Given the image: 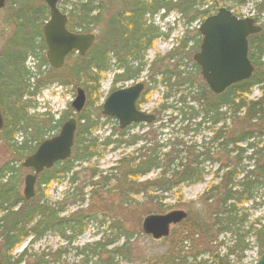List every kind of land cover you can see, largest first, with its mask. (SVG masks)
<instances>
[{
	"label": "trees",
	"instance_id": "obj_1",
	"mask_svg": "<svg viewBox=\"0 0 264 264\" xmlns=\"http://www.w3.org/2000/svg\"><path fill=\"white\" fill-rule=\"evenodd\" d=\"M112 1H115L114 4H118L120 9L116 15L106 17L104 10ZM112 1L72 0V2H63V0H58V5H61L60 9L68 19V30L88 33L92 29L98 28L99 31L96 43L86 56L81 58L70 55L66 59L64 68L59 71L50 69L44 58L41 27L48 18V10L44 3L41 0H12L10 3L14 9L10 18L15 28L13 37L9 40L7 48L4 49L7 51L5 59L4 54L2 52L0 54V62L2 60L5 62L3 70L0 71V110L4 120V127L0 132V142L3 143L12 158V160L0 163V262L3 264H28L26 251L16 257L12 255L28 238L35 242L47 233H51L71 242L85 230V217L77 215L61 217L66 207L61 202H56L53 205L42 202L41 194H38L37 200L33 198L30 201H25L19 192L22 170L17 162L32 154L43 140L57 133L66 118V113L57 120H53L50 116L46 118L47 114H29L28 111L34 107L33 97L43 87L57 83L60 86H81L84 88L87 100H90L94 95L95 101L98 102L101 98L100 79L104 73L109 71L111 61L117 71L112 79L113 85L118 82L134 81L145 69L146 65L143 59L146 51L151 48L155 40L163 36L158 29L147 24L146 15L152 18L162 10L166 14L176 11L182 19L187 18V23L190 24L196 20L202 22L217 10L215 7L210 10L196 8L213 0ZM35 2L39 4L37 5ZM244 2L245 0H236L239 7ZM254 8L257 14L264 13V0L255 3ZM191 11L194 12L192 17H190ZM198 37L199 34H197V39ZM198 42H194L193 49H198ZM186 43V40L180 41L183 48L187 46ZM248 58L254 67L253 75L249 80L232 85L219 96L207 93L205 99L201 95L203 91L194 88L190 82H185L187 88L179 90L185 85L179 83V80L187 75L185 71H179L180 65H177L173 73L161 71L155 74L153 72L150 76V80H153L155 75H158L160 77L159 84L165 85L167 88V91L162 95L165 100L156 111L158 118L159 114L170 109L176 111L181 122H190L200 117L202 124L218 125L223 121L221 116H225L228 111L234 115L242 113L243 125L246 122L238 136L225 138L223 130L225 131L227 128L223 124L217 129L211 140L212 143L220 141L218 144L220 150L217 151H220L227 159L226 163L220 165L215 171L214 176L218 182L212 184L203 193L205 203L213 204L211 230L214 231V237L210 243L215 242L214 240L222 234L230 235L233 238V243L226 246L221 256L216 251H207L209 257L206 260L198 261L197 264H240L242 255L248 248L245 243L247 235L253 237L258 254L264 253V218L263 220H254L244 230L243 225L247 218L242 208L244 204L253 201L254 192L264 184V160H261L259 152L252 144H248L247 149L240 147L241 143L254 139L255 136L251 129L255 128L258 122L264 121V70L260 71L259 69L264 66V32L249 38ZM27 59L33 61L32 70L25 67ZM169 60L173 61V57L169 56ZM157 61L156 58L151 65L153 66ZM193 66L196 72H199V69L195 65ZM148 69H145V72L149 73ZM172 79L174 82H171ZM256 86L260 87L261 95L253 102L248 100L247 96ZM204 90L207 91V88ZM178 92L180 95L174 101L175 104L167 105L165 101L169 98H167L168 94L171 97L172 94ZM186 100H191L196 105V110ZM141 102L142 100L137 104ZM88 104L89 101L86 105ZM177 105L179 106L177 107ZM97 109L100 110L99 107ZM222 109H225L224 113H221ZM84 110L76 115L77 129L70 159L55 164L52 169L39 175L38 192L42 186L46 187L65 179L68 180L69 185L74 184L77 174L74 172L76 163H89L92 159L100 158L105 148L118 147L121 143L120 140L127 135L129 129L119 131L115 128L108 137L97 143L98 139L93 136V133L98 129V123L91 116L86 115ZM196 126L199 127L200 123H197ZM165 127L166 125L160 126L159 130L162 131ZM189 127L184 126L182 130L186 131ZM196 131V129L192 130V132ZM49 132L50 134H48ZM18 134H21L19 143L15 141ZM112 137H116V139L111 140ZM140 140H143L145 145L148 144L149 148H145L146 146L143 145L137 151L136 156L122 157L117 162V168L111 169V171H115L120 168L123 173L122 179L126 185L134 184L140 188L139 192L133 194L129 187H124L123 193L119 194L125 196L126 204H129L131 200L129 194L141 195L144 200L149 198L152 201V199H156L152 198L155 197V195L153 196L155 192L167 193L180 185H191L202 180L201 161L195 160L191 166H186L182 164L177 155H173L174 151L171 149L162 152L170 148L166 144L148 143L146 136L134 137L131 142L125 141L124 143L127 146H133ZM247 150L250 151L247 159L254 160V166L250 170L241 167V158ZM210 151L211 149L208 148L206 153L200 156L204 160H208ZM233 154L234 156H231ZM154 171L158 172L155 179L136 184L138 179ZM93 173L95 174L90 177L92 179L97 177L96 172ZM111 179L113 178H100V180H104L103 184L106 187L110 186ZM100 183L96 182L95 185L99 186ZM111 192L117 194L115 189H112ZM72 199L75 198L72 197ZM182 224L180 225L184 226ZM195 231L183 227L179 232L181 237L184 236L181 243L187 241L191 243L188 251L194 263L200 256V252H197L198 248H195L192 243L193 237L197 238ZM67 233H69L68 236ZM123 235L125 236V234ZM220 245L222 246L221 242ZM117 252L118 249H114V253ZM56 253L58 256L61 254L60 252ZM231 257L235 261L231 260ZM172 258L174 263H171L172 259L170 258L163 264H185L184 260L183 262L179 261L187 257L183 256L178 243H174ZM37 261L35 264H47L43 256Z\"/></svg>",
	"mask_w": 264,
	"mask_h": 264
},
{
	"label": "rangeland",
	"instance_id": "obj_2",
	"mask_svg": "<svg viewBox=\"0 0 264 264\" xmlns=\"http://www.w3.org/2000/svg\"><path fill=\"white\" fill-rule=\"evenodd\" d=\"M65 1L72 2V0H63V2ZM105 1L107 2L108 0ZM259 1L245 0L243 5L239 7L236 0H213L208 1L204 6H197L196 8L198 10H210L212 7L216 9L224 7L239 17H258L259 19H264V15L260 14L257 16V11L254 8L255 3ZM11 2L12 0H5V5L0 10V54L1 52L4 54V59L7 54V51L4 49L7 48L9 40L13 37L15 28L10 18L12 10H14L10 6ZM114 2L112 1L106 6L104 10L106 17L116 15L118 9H120V6L114 4ZM35 3L39 4L38 2ZM59 7L61 8V5ZM160 14L159 12L155 17L151 18L149 23V25L158 29L160 34L163 35L162 38L155 40L151 48L145 53L143 62L146 65L145 67L150 65L148 69L150 72H145L144 69L138 79L128 82H118L113 85V75L117 71L113 65L114 63L111 61L109 71L104 73L100 79L99 93L101 98L99 101H95L94 95L90 100H87L85 94L86 104L89 101V104L84 107L85 114L91 116L98 123V129L93 133V136L98 139L97 143L108 137L113 129L116 128L118 130L114 119L101 115V105L108 94L113 91L130 87L133 83L142 81L145 89L139 99L142 102L137 104V108L144 113L157 115L156 111L165 100L163 99L164 96L162 98V95L167 91V88L165 85L159 84L160 77L158 75H155L153 80H150L153 72L155 74L161 71L173 73L177 65H180L179 71L183 70L187 75L182 80H179V83L185 84L179 90L182 91L187 88V83L185 82H190L194 88L203 91L201 95L204 99L207 98V93H211L208 89L207 91L204 90L207 87L201 79L199 72H196L193 66L195 64L192 61V56L197 52L196 48L193 49L194 42L199 41L198 46L200 44V36L197 39V34H199L198 27L201 21L196 20L188 24L187 18L182 19L176 11L170 12L165 19H159ZM193 15L194 12L191 11L190 17ZM90 32L96 36L99 35L98 28L92 29ZM182 40L187 41L185 48L180 44ZM169 56L173 57V61L169 60ZM156 58L158 61L152 66L151 63ZM4 65L5 62L2 60L0 62V71L3 70ZM32 66V61L27 59L25 67L31 70ZM259 69L260 71L264 70V66ZM171 82H174V80L172 79ZM77 88H81V86H60L57 83H53L43 87L33 97L32 103L34 107L28 113L47 114L46 118L50 116L53 120L59 119L61 115L66 113L65 120L70 117L76 119V115H73V109L70 104L74 100ZM81 89L84 90V88ZM179 95L180 92L172 94L171 97L168 94L167 98H169L165 103L167 105H174V101L179 98ZM260 95V87L256 86L247 96V99L254 102L260 98ZM186 101L196 110V105L191 100ZM98 107L100 110L97 109ZM224 112L225 109H222L221 113ZM159 115L160 117L153 124L130 127L127 135L120 140V145L115 148L113 146L105 148L100 158L96 160L92 159L89 163H76L74 172L77 174L75 175L74 184L69 185L68 180L65 179L46 187L42 186L39 192L36 185L34 200H37L39 198L38 194H41L42 202H47L50 205L61 202L62 205L66 206L61 217H69L70 215L85 217V230L81 235L72 239L71 242H67V240L60 236L51 233H47L35 242H32L31 238H28L12 255L16 257L26 251L28 264H35L38 262L37 259H40L42 256L47 264H163V262L170 260V258L172 259L171 263L175 262L172 258V253L174 251V243H178L180 249H182L183 256L187 257L179 261L183 262L184 260L185 264H197L200 260H206L209 257V252H207L209 250L216 251L221 256L226 246L232 245L233 238L228 234H222L214 240L215 242L210 243V240L214 237V231L211 230L213 204L209 202L205 203L203 193L212 184L218 182V179H215L214 176L215 171L220 165L226 163L225 160L227 158L220 151H217L220 150L218 146L220 141L212 143L211 140L214 137V133L223 124L227 128V130H223L225 138L238 136L239 131L243 130L246 122L243 125L242 113L234 115L228 111L225 116H221V120L223 119L224 122L221 121V124L218 125L202 124L200 117L190 122H181L176 111L170 109ZM197 123H200L199 127L196 126ZM162 125H166V127L160 131L159 127ZM184 126L190 127L185 131V129L182 130ZM193 129L197 131L192 132ZM251 131L254 133V139L241 143L240 147L247 149V145L252 144L259 152L261 160H264V121L258 122L256 127L251 129ZM31 135L29 136L31 137ZM145 136L148 143L157 145L166 144L170 148L162 152L171 149L174 151L173 155H177L181 159L182 164L186 166H191L195 160L201 161L202 180L191 185H180L178 188H174L167 193L160 194L155 192L153 194L155 197L152 198L156 199H152V201L149 198L144 200V197L141 195H133L139 192L140 188L134 184L126 185V182L122 179V170L119 167V170L111 171V169L113 167L117 168V162L122 157L136 156L138 154L137 151L143 145L144 147L146 146L145 148H149V145H145L143 140L138 141L133 146H127L124 143L125 141L131 142L134 137ZM114 139L116 137H112L111 140ZM15 141L21 142V134L16 135ZM208 148L211 149L208 155L209 159L204 160L200 155L205 154ZM177 152L180 153L178 154ZM249 154L250 151L247 150L242 156L241 167L250 170L254 166V160L247 159ZM231 156H234V154ZM7 160H12V158L8 154L6 147L0 142V163ZM21 162L22 160L17 162V164L20 165ZM93 172H96L97 177L92 179L90 177L92 174H95ZM29 173L27 170H22V179L19 187L21 195L24 188V178ZM157 174V171L151 172L145 177L138 179L136 184L151 181L156 178ZM99 177L113 178L109 182L110 186H104V180H100ZM96 182L101 183L99 186H96ZM122 184H124L123 187H121ZM125 186L129 187L133 192V194H129V198L131 199L129 204L125 203V196L119 194L120 192L123 193ZM112 189H115L117 194L111 192ZM75 194L76 196H74ZM72 197L75 199H72ZM242 208L247 218L243 225L244 230L254 220H263L264 184L254 192L253 201L244 204ZM171 211H183L187 214L185 223L182 224L184 221L181 222L184 226L178 225L172 227L169 236L160 240H153L150 236L143 234L141 223L146 216L165 215ZM183 227H186L190 231L196 230L197 238L193 237L192 242L195 248H198L197 252H200L196 263L192 261L191 254L188 251L191 243L189 241L181 243L184 236L182 235L181 237V233L179 232ZM66 235L68 236L69 233ZM220 242L222 246H219ZM245 243H247L248 248L243 253L240 264H254L260 255L254 246L253 237L247 235ZM114 249H118V252L114 253ZM56 252H60V256ZM231 260L235 261L232 257Z\"/></svg>",
	"mask_w": 264,
	"mask_h": 264
},
{
	"label": "water",
	"instance_id": "obj_3",
	"mask_svg": "<svg viewBox=\"0 0 264 264\" xmlns=\"http://www.w3.org/2000/svg\"><path fill=\"white\" fill-rule=\"evenodd\" d=\"M42 1L49 15L41 28L45 59L51 69L60 70L67 56L77 54L84 57L95 42V35L69 31L67 17L57 6L58 0ZM4 4L5 0H0V9ZM260 31L261 28L256 26L252 19L237 18L225 8H219L214 15L201 23L198 28L201 41L192 60L199 67L200 76L213 95L218 96L230 86L251 78L254 67L248 59L247 38ZM143 89L144 85L137 82L130 87L111 92L101 106L102 116L115 119L120 130L133 124L153 123L154 115L141 112L136 107ZM84 105V91L77 88L71 108L75 113H80ZM3 126L0 110V132ZM76 128L75 119H68L61 125L56 136L41 142L35 152L23 160L21 168L33 172L24 178L22 196L25 200L34 197L36 180L42 171L69 159ZM186 217L187 214L183 211L149 215L142 220L141 230L153 240H160L168 237L171 227L180 224ZM254 264H264V253Z\"/></svg>",
	"mask_w": 264,
	"mask_h": 264
},
{
	"label": "flooded vegetation",
	"instance_id": "obj_4",
	"mask_svg": "<svg viewBox=\"0 0 264 264\" xmlns=\"http://www.w3.org/2000/svg\"><path fill=\"white\" fill-rule=\"evenodd\" d=\"M146 20H147V23L149 24L150 23V18L151 17H148V15H146ZM260 24H259V26L261 27V32H263V23H264V20H262L261 22H259ZM41 37H42V35H41ZM251 37V36H250ZM249 37V38H250ZM249 38H248V47H249ZM42 43H43V39H42ZM96 42H94V44H95ZM44 45V44H43ZM138 50V48L136 47V51ZM44 54H45V46H44ZM44 58H45V56H44ZM172 61V60H171ZM149 66L150 65H148V67H145V69L147 70L148 68H149ZM61 70V69H60ZM142 82V81H141ZM143 83V82H142ZM144 84V83H143ZM143 93V92H142ZM142 95V94H141ZM141 95H140V97H141ZM155 115V114H154ZM155 120H158V116L157 115H155ZM134 126H143V124H138V125H130L129 126V129H130V127H134ZM29 172H31V171H29Z\"/></svg>",
	"mask_w": 264,
	"mask_h": 264
}]
</instances>
